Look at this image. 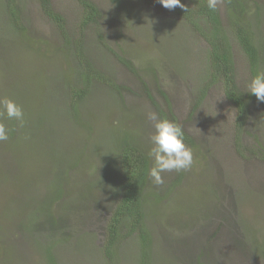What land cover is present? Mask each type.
Returning <instances> with one entry per match:
<instances>
[{
    "label": "rangeland",
    "instance_id": "rangeland-1",
    "mask_svg": "<svg viewBox=\"0 0 264 264\" xmlns=\"http://www.w3.org/2000/svg\"><path fill=\"white\" fill-rule=\"evenodd\" d=\"M87 1L101 13L97 29L80 28L78 0H51L66 40L41 0H0V39L16 48H0V99L10 98L24 111L23 125L0 114L9 134L0 141V264H141L136 232L116 245L113 260L103 250L120 195L110 186L124 138L138 144L152 166L151 136L161 119L182 126L193 165L163 173L161 185L148 175L142 195L152 232L147 264H264V103L247 93L255 73L264 70V52L253 74L233 40L232 9L219 0L235 85L251 97L238 127L224 77L214 75L209 61L212 28L201 16L195 13L189 23L156 0ZM183 1L190 10L207 3ZM237 2L247 11L240 21L264 46V0ZM9 3L20 13L17 30ZM80 52L105 79L92 73L90 92L71 107L66 83L82 92L90 84L82 82L77 65L67 67L78 64ZM104 163L108 189L100 199L88 193L89 182L100 180Z\"/></svg>",
    "mask_w": 264,
    "mask_h": 264
},
{
    "label": "trees",
    "instance_id": "trees-1",
    "mask_svg": "<svg viewBox=\"0 0 264 264\" xmlns=\"http://www.w3.org/2000/svg\"><path fill=\"white\" fill-rule=\"evenodd\" d=\"M111 1L118 3V0ZM78 2V4L82 7V21L80 24V28L83 27L84 30L86 26L93 25L94 29H97V23L101 19V13L98 10V7L87 0H78ZM41 3L42 11L45 12V14L49 18H51V20L57 25L58 30L62 31L64 37L66 38V40H68V37L66 36L65 32L64 20L61 16L54 13L51 7V0H41ZM182 3L185 4L183 0ZM225 3L228 5L227 7L232 9V15L235 18L232 19L234 22V28H232L231 30L233 40L237 41V43L240 45L242 51L244 52L249 61L251 71L254 74V72L259 69V61L260 59H262L264 46L261 45V43H255V41L253 40L254 32H252L248 26H246L243 22L240 21L242 20L241 17L244 16L245 12H247L244 6L242 5V2L238 3L237 0H225ZM6 6L8 7V14L12 20V24L10 25L14 30H17V28L21 24L20 13L17 8L13 7V4L9 3L6 4ZM233 10L235 11L234 13ZM171 11L182 16L189 23H194L193 18L196 13L197 15L201 16L205 20V22L210 24L213 32L211 34V37L208 39L209 44L211 46L209 51V61H211L214 67V75H222L224 77L226 97L237 107V113L239 117L237 125L238 127H240L241 121H244V119L246 118L251 97L246 98L244 95H242L243 93H241L236 88L235 67L232 58V53L230 50V39L228 35L221 34L217 10H210L207 7V3H203L199 6L196 5L195 9L192 10H190L186 6V9H181L177 7ZM256 20L259 21L258 18H256ZM99 35L100 34H98V38ZM101 37L102 36H100V38ZM6 43V39H0V48H8L6 50L16 51L15 46L7 47L8 44ZM4 44L5 47L3 46ZM9 48H13L14 50H11ZM69 64L73 68L77 65L78 76L82 75V82H87V84L90 83L89 89H85V91L83 92L78 87L72 88L70 85V81L66 83L63 92L70 95L72 99L71 107L74 105V102L76 100L78 101L79 106L82 98L90 92V89L93 86V83H91V74L94 73L96 75V80L98 79V81H100V76H104V73L100 71V68L96 64L93 65L92 62L89 61L87 58H83L81 52L78 58V64L75 63L73 65L71 62H67L68 68ZM80 67H82V69ZM85 71L87 72L84 73ZM102 81L104 80L102 79L100 82ZM107 83H110L112 87H114V82L111 79ZM147 94L151 102H153L152 95H150L148 92ZM68 110H70L69 106ZM81 110L79 111V113L77 112L76 120L74 122H78L77 125H79L80 122L79 116L81 115ZM60 116H62V112ZM64 117L68 118L70 116L66 115ZM117 151V172L115 174V184H113V187H110L113 192L116 191L120 195L118 196V199L114 204V212L111 215L110 220H108L107 233L105 239L106 242L103 250L107 255V258L109 257L111 260H113L114 251L118 250L116 245L125 237H127V235L130 236L129 234H131L132 232H136L141 238L140 247L142 248V252L141 256L139 257V261L141 262V264H147V249L149 246V242H151L152 232H150L147 227L148 224L145 215L146 209H144L147 202L146 198L148 197L142 195L143 193L149 190L145 182L148 179V170L151 167V163L149 162V159L146 154L141 151L138 144H131L130 141L126 140L125 138L118 144ZM105 167L106 163H104L101 167L103 170L100 175V180L102 181V184H99L100 180L95 179V177L94 180L89 182V185H92L93 188H90L88 193L91 194L92 191L95 197H99L100 199L104 196V194H106L104 191L108 189V186L106 185L107 175L104 173ZM96 183L98 187L96 189L98 190L94 189V185ZM59 186V184H56L53 187H55V189L57 190ZM213 187L215 186L213 185ZM58 197L59 195L56 198H51L53 200H50L49 204H51L53 201H56ZM46 207L48 206L46 205ZM124 229L127 234L125 233V231L123 232ZM124 233L125 235H123Z\"/></svg>",
    "mask_w": 264,
    "mask_h": 264
},
{
    "label": "clouds",
    "instance_id": "clouds-1",
    "mask_svg": "<svg viewBox=\"0 0 264 264\" xmlns=\"http://www.w3.org/2000/svg\"><path fill=\"white\" fill-rule=\"evenodd\" d=\"M164 8L174 10L179 7L186 9L182 0H156ZM219 0H207V7L216 10ZM247 93L254 95L258 102L264 103V70L255 73L247 85ZM0 114H6L8 119H14L23 125L24 111L22 106L10 98L0 99ZM155 133L151 136L153 147L148 156L152 166L148 175L156 185L164 183L163 173L189 170L193 165V153L184 142V131L181 125L167 119H161L154 124ZM9 139L8 129L0 123V141Z\"/></svg>",
    "mask_w": 264,
    "mask_h": 264
}]
</instances>
